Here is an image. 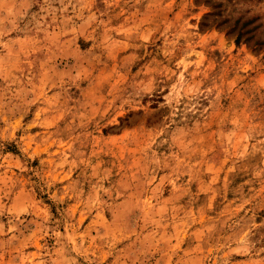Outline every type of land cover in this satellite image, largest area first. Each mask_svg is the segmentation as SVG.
Listing matches in <instances>:
<instances>
[{
    "label": "rangeland",
    "instance_id": "1",
    "mask_svg": "<svg viewBox=\"0 0 264 264\" xmlns=\"http://www.w3.org/2000/svg\"><path fill=\"white\" fill-rule=\"evenodd\" d=\"M0 264H264V0H0Z\"/></svg>",
    "mask_w": 264,
    "mask_h": 264
}]
</instances>
